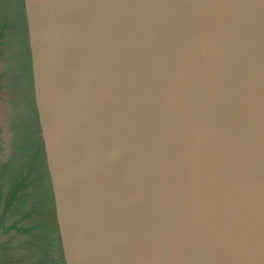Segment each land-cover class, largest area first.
Masks as SVG:
<instances>
[{
    "label": "water",
    "instance_id": "1",
    "mask_svg": "<svg viewBox=\"0 0 264 264\" xmlns=\"http://www.w3.org/2000/svg\"><path fill=\"white\" fill-rule=\"evenodd\" d=\"M65 264H264V0H24Z\"/></svg>",
    "mask_w": 264,
    "mask_h": 264
},
{
    "label": "trees",
    "instance_id": "2",
    "mask_svg": "<svg viewBox=\"0 0 264 264\" xmlns=\"http://www.w3.org/2000/svg\"><path fill=\"white\" fill-rule=\"evenodd\" d=\"M18 9L27 34L24 0ZM0 168V264H65L43 142L37 138ZM2 234L11 236L2 240ZM17 236H30L27 253L19 256L14 251L22 245H10Z\"/></svg>",
    "mask_w": 264,
    "mask_h": 264
},
{
    "label": "flooded vegetation",
    "instance_id": "3",
    "mask_svg": "<svg viewBox=\"0 0 264 264\" xmlns=\"http://www.w3.org/2000/svg\"><path fill=\"white\" fill-rule=\"evenodd\" d=\"M4 26L0 28V104L8 111L9 133L7 139L0 137V166L22 148H32L37 138L41 140L28 27L27 34L22 30L18 36L26 41V49L15 56L11 43L5 40L7 26Z\"/></svg>",
    "mask_w": 264,
    "mask_h": 264
},
{
    "label": "rangeland",
    "instance_id": "4",
    "mask_svg": "<svg viewBox=\"0 0 264 264\" xmlns=\"http://www.w3.org/2000/svg\"><path fill=\"white\" fill-rule=\"evenodd\" d=\"M20 2L21 0H0V28L7 25V38H5V40L11 43V50L15 56L16 54L21 55L23 49H26V41L21 40V38L18 39L19 32L22 34V29L20 30V27H22V16L18 9L20 8ZM8 122V111L5 106L2 107L0 104V137L2 135L6 139L8 138L7 134L9 133ZM28 223L29 225H32L34 222L29 221ZM11 234H2V240H7ZM29 239L30 236H17V238H12L10 245L13 247H16L19 244L22 245V248L14 251L15 254H18L19 256V254L27 253V243ZM12 259L14 260L13 257ZM14 264H27V262H18L14 260Z\"/></svg>",
    "mask_w": 264,
    "mask_h": 264
}]
</instances>
